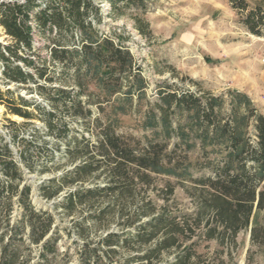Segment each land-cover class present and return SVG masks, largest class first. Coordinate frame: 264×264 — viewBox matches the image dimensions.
<instances>
[{"label": "trees", "instance_id": "trees-1", "mask_svg": "<svg viewBox=\"0 0 264 264\" xmlns=\"http://www.w3.org/2000/svg\"><path fill=\"white\" fill-rule=\"evenodd\" d=\"M226 1L248 34L264 36V0ZM101 22L93 0H46L44 7L37 0L0 2V27L11 40L0 45L2 78L32 84L50 110L9 90L0 91V106L24 121L40 118L47 134L65 143L63 164L71 167L41 183L42 200H60L52 210L37 209L25 176L34 172L28 162L33 143L0 130V264H30V251L23 252L31 246L37 251L31 264H54L61 237L55 212L69 218L78 209L86 212L73 223L83 242L79 264H237L236 238L245 231L264 264V115L245 93L232 90L213 95L164 82L157 99L147 100L136 59L122 37L99 31ZM35 34L49 41L50 61L60 71L22 56L31 53ZM65 81L71 90L45 86ZM59 110L95 143L69 137ZM124 118L143 134L125 133ZM157 177L167 179L163 189H156ZM177 186L192 211L170 205ZM112 224L116 232L108 231ZM91 231L101 235L90 239ZM245 264H253L251 250Z\"/></svg>", "mask_w": 264, "mask_h": 264}, {"label": "rangeland", "instance_id": "rangeland-1", "mask_svg": "<svg viewBox=\"0 0 264 264\" xmlns=\"http://www.w3.org/2000/svg\"><path fill=\"white\" fill-rule=\"evenodd\" d=\"M23 3L25 0H0ZM100 9L101 23L97 25L99 31L116 40L122 37L123 44L129 49L141 68L142 76L146 79L147 100L154 102L157 99V87L164 82L174 84L178 88L209 92L213 95L225 94L227 91L245 93L255 107L264 115V36L254 37L248 34L238 23L236 14L230 9L226 0H141V7L131 4L127 6L121 0H93ZM112 2L115 8L112 7ZM44 7L46 0H37ZM141 24L138 25L137 22ZM32 27L36 33V23L31 18ZM143 29L140 33L137 27ZM11 40L0 27V45H9ZM49 41L35 34L30 54H23L36 65L45 64L51 71H60L59 65L50 61ZM2 62L0 61V91L14 92V96L24 97L26 100L40 104L50 110L45 99L34 92V86L7 84L1 75ZM33 73L32 70H27ZM193 81L198 84L194 86ZM40 84H44L41 82ZM60 85V86H59ZM48 88L61 87L71 90L67 81L64 84H45ZM32 91V92H31ZM76 91V90H74ZM82 101L83 97L80 98ZM96 114L94 106L89 107ZM59 112L69 128L68 136L89 138L95 143L94 136H89L85 127ZM38 117H42L35 112ZM8 121L20 124L19 129L9 127ZM125 133L137 137L143 133L132 130V120L122 119ZM0 130L8 135L10 130L19 132V137L33 143L29 164L34 172L25 170L26 182L32 187L31 201L37 209L52 210L53 204L60 199L47 202L38 195V187L45 180L58 177L71 167L64 165L63 150L65 143L48 135L40 118L29 121L10 115L4 106H0ZM20 146V145H19ZM34 148H38L36 151ZM40 148V149H39ZM14 151L16 150L13 148ZM38 153V154H37ZM19 161V156L16 154ZM20 162V161H19ZM44 169H48L42 173ZM166 178H155L156 189H163ZM171 183L175 180L170 179ZM156 190V191H157ZM63 195V194H61ZM150 198L157 206L162 205L161 199H156L155 192H148ZM176 205L179 210L190 212L193 202L187 198L180 187H176L170 205ZM57 214V215H56ZM56 222L61 235L58 242V257L54 264H79L78 253L82 240L74 232L73 223L76 218L86 215L85 210L78 209L76 215L66 218L61 210L55 212ZM89 225L87 224L86 227ZM118 228L111 225L109 232H116ZM100 233H89L90 239H96ZM237 250L234 260L237 264H245L248 250L252 252L253 264H262L260 251L251 248L249 232H241L236 238ZM30 251L31 263L37 256L36 248L30 247L23 253ZM125 253L124 251H120ZM29 255V254H28ZM30 263V264H31Z\"/></svg>", "mask_w": 264, "mask_h": 264}]
</instances>
